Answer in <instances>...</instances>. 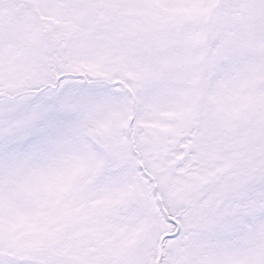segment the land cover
Masks as SVG:
<instances>
[{
	"label": "snow or ice",
	"instance_id": "obj_1",
	"mask_svg": "<svg viewBox=\"0 0 264 264\" xmlns=\"http://www.w3.org/2000/svg\"><path fill=\"white\" fill-rule=\"evenodd\" d=\"M0 264H264V0H0Z\"/></svg>",
	"mask_w": 264,
	"mask_h": 264
}]
</instances>
